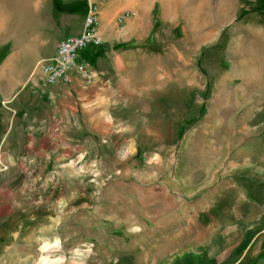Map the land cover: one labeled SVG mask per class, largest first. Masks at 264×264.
I'll return each mask as SVG.
<instances>
[{"label": "rangeland", "instance_id": "obj_1", "mask_svg": "<svg viewBox=\"0 0 264 264\" xmlns=\"http://www.w3.org/2000/svg\"><path fill=\"white\" fill-rule=\"evenodd\" d=\"M104 1L109 74L40 95L55 0H0V264H264V0Z\"/></svg>", "mask_w": 264, "mask_h": 264}, {"label": "crops", "instance_id": "obj_2", "mask_svg": "<svg viewBox=\"0 0 264 264\" xmlns=\"http://www.w3.org/2000/svg\"><path fill=\"white\" fill-rule=\"evenodd\" d=\"M52 4V10H54L53 13L55 15H61L63 21L61 24L60 39L56 46L50 50L43 59L52 58L56 54L58 44L62 39L82 34L89 8L94 4L99 7L101 21L99 35L101 36L103 43L98 47L90 46L80 51L79 62L90 64L96 71L97 75H108L109 72L105 67V60L112 55L111 52L121 49L123 46L122 44L125 42V38L129 35L131 28L126 26L131 23V10H124L123 8L115 6L112 8L107 7L104 0H55ZM122 15H126V18L123 21H120V16ZM64 19L66 20L64 21ZM32 78L40 95L58 94L62 89H67L65 93L71 94L69 88L84 87L82 81L77 75H74L71 83L58 82L54 85L43 84L37 75H33V72ZM2 163L3 160L0 158V165H2ZM14 211L13 208L10 210V206L7 204L6 200L3 201L0 199L1 244L3 240L7 242L12 235H16V237L19 235V231L14 228L25 225L24 219L15 218V216H13L15 214Z\"/></svg>", "mask_w": 264, "mask_h": 264}, {"label": "built area", "instance_id": "obj_3", "mask_svg": "<svg viewBox=\"0 0 264 264\" xmlns=\"http://www.w3.org/2000/svg\"><path fill=\"white\" fill-rule=\"evenodd\" d=\"M99 13V7L92 4L82 34L62 39L56 54L52 58L40 60L34 68L33 75H37L45 85H54L58 82L71 83L74 75H77L84 87L92 86L96 81L97 73L90 64L79 62V53L87 47L102 45L103 41L99 35L101 25ZM125 18L126 15L120 16V21Z\"/></svg>", "mask_w": 264, "mask_h": 264}]
</instances>
